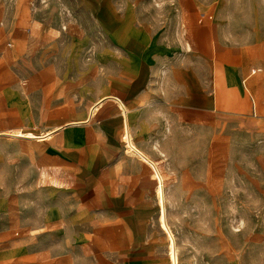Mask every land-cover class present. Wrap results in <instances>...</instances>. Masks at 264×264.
Wrapping results in <instances>:
<instances>
[{"label": "rangeland", "instance_id": "rangeland-1", "mask_svg": "<svg viewBox=\"0 0 264 264\" xmlns=\"http://www.w3.org/2000/svg\"><path fill=\"white\" fill-rule=\"evenodd\" d=\"M101 6L118 30L148 27L215 62L223 52L234 62L249 56L251 86L214 81L216 104L195 107L194 120L173 110L178 120L160 122L158 107L140 139L147 145L163 130L170 141L167 155L156 142L151 154L178 263L264 264V0H0V264H123L106 232L83 226L73 195L79 173L60 157L59 136L11 133L85 114L122 72L123 48ZM198 25L208 27L199 39L206 51L192 40Z\"/></svg>", "mask_w": 264, "mask_h": 264}, {"label": "crops", "instance_id": "crops-1", "mask_svg": "<svg viewBox=\"0 0 264 264\" xmlns=\"http://www.w3.org/2000/svg\"><path fill=\"white\" fill-rule=\"evenodd\" d=\"M109 8L101 6L99 11H107L108 27L120 39L123 70L99 89L94 101L98 105L92 113L88 114L87 109L85 114L52 129L47 138L59 136L60 157L77 168L73 195L85 219L83 226L106 232L109 242L121 251L123 264H165L163 249L167 239L158 222L155 195V171L161 176V170L155 163L153 166L142 160L138 153H129L123 140L125 127L128 124L136 146L153 159L154 142L167 155L170 141H164L163 130L156 132L155 140L147 145L140 139L152 130L158 107L160 122L178 120L177 114L170 112L173 110L184 121L194 120L195 107L206 110L216 104L211 93L214 81L242 92L247 87L246 80L250 86L253 84L254 71L249 73V56L242 55L239 62H234L229 53L223 52L221 61L215 62L206 52L196 56L187 40L159 36L148 27L136 24L129 30H118L119 20ZM196 28L192 40L195 43L198 38V48L206 51L205 43L199 41L206 40L208 27ZM137 33L142 38L134 35ZM220 36L229 41L235 35ZM162 125L157 126V131L163 129Z\"/></svg>", "mask_w": 264, "mask_h": 264}, {"label": "bare ground", "instance_id": "bare-ground-1", "mask_svg": "<svg viewBox=\"0 0 264 264\" xmlns=\"http://www.w3.org/2000/svg\"><path fill=\"white\" fill-rule=\"evenodd\" d=\"M96 105H98V104H95V102H93L89 106L88 114H89V112L92 113L94 111ZM55 128H57V127H55ZM11 133L15 134V136L17 135L18 137L19 136H23V137L25 136V137H28V138L31 137V138L39 139V138H42V137H46L47 138L52 132H51V130H46V131H43L41 133H34V132H31V131H22V130L18 129V130H15V131L11 132ZM123 140H124V143L126 145L127 150H129V153H131L130 151L138 153V155L141 158H143L142 160H144V161L146 160V162L149 161L153 166H154V163L156 164V162L152 158H150L147 153L143 152L142 150H140L136 146V144L133 141V139L131 137V134L129 132L128 124L125 127ZM156 166H157V164H156ZM157 168H158V166H157ZM155 172H157V176H158V180H159L157 185H156V187H155V195H156L157 203L159 205L158 222H159L160 226L162 227V229L167 234V253L169 255V262H170L169 264H179L178 263V253H177V247H176L175 238L173 236V233L169 229V225H168L167 218H166L165 194H164L163 182H162V178H161L162 175L160 176L158 171H155Z\"/></svg>", "mask_w": 264, "mask_h": 264}, {"label": "built area", "instance_id": "built-area-1", "mask_svg": "<svg viewBox=\"0 0 264 264\" xmlns=\"http://www.w3.org/2000/svg\"><path fill=\"white\" fill-rule=\"evenodd\" d=\"M156 177H157V180H158V176L156 175ZM159 181V180H158Z\"/></svg>", "mask_w": 264, "mask_h": 264}]
</instances>
